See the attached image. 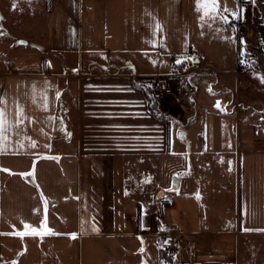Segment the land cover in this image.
I'll return each instance as SVG.
<instances>
[{
    "label": "crops",
    "instance_id": "1",
    "mask_svg": "<svg viewBox=\"0 0 264 264\" xmlns=\"http://www.w3.org/2000/svg\"><path fill=\"white\" fill-rule=\"evenodd\" d=\"M252 7L264 8V0H252ZM212 15L219 19L221 10ZM207 16L197 0H0V47L30 46L32 53L20 61L13 57L16 63L7 51L0 54V99L6 102L0 105L6 112V139L0 144V264H261L264 126L245 121L229 134L223 128L229 115L223 113L219 128H211L210 116L191 135L192 152L202 157L227 151L225 137L236 136L231 180L221 176L213 185L200 170L204 160L181 167L178 186L156 180L172 143L164 118L150 111L146 77L172 75L174 57H195L171 78L190 103L185 127H177L178 140L187 142L193 131L189 124L202 120L198 109H208L199 96L205 68L217 71L232 47L235 58L242 48L241 39L227 32L211 41L200 31ZM210 49L217 60L204 62ZM166 60L172 72L145 71ZM14 63L30 69L16 70ZM233 64L232 70L220 69L203 99L216 101L209 87L217 85L233 93L236 117L254 99L257 115L244 120H263L264 74L251 75ZM228 73L235 76L234 84ZM17 106L22 109L18 124ZM221 166L230 163L222 160ZM161 199L169 200L162 212ZM45 200L46 225L56 234L16 235L25 224L40 228L45 223ZM162 227L182 245L171 260L161 257Z\"/></svg>",
    "mask_w": 264,
    "mask_h": 264
},
{
    "label": "rangeland",
    "instance_id": "2",
    "mask_svg": "<svg viewBox=\"0 0 264 264\" xmlns=\"http://www.w3.org/2000/svg\"><path fill=\"white\" fill-rule=\"evenodd\" d=\"M219 2L221 6L218 7V9L219 11L221 10V16H219V19H216L214 18L212 14H209L206 19L207 21H205L204 23L202 21V27L200 28V31L201 29H204V31L208 32L211 35V41H213V39L217 37V34L220 31L222 32L224 31V32L229 33L231 39H233V36H235V40L239 42V35L237 31L233 33L232 28L233 27L240 28L242 31V35L245 36L244 39H246V46L245 44H242V48L238 52H242V49L246 51V55L250 59L249 61H250L251 68L249 70H243V69L241 70L240 68L239 71H242V72L249 71L251 75L255 73L256 74L258 73L257 75H260V76L263 75L264 74V8L254 9V7H252V0H242L241 4L243 8L241 12L239 13V3L237 2V0H233V2L229 0L228 3H221V0ZM235 13L240 14L239 19H235L233 17V14ZM223 17H227L231 21V23H228V26L225 25V21ZM241 18L248 20L249 22L248 26L243 25L241 23L242 22ZM216 20H218L219 22ZM27 32H28L27 30H23L21 34L26 35ZM201 35H202V32L200 34V38H201ZM242 38L243 37H241L240 39L242 40ZM256 41L259 42L257 47H255L258 43V42L256 43ZM28 47L30 46L23 47V46L16 45L10 48L2 46L0 47V54L1 53L5 54L7 51L10 57L12 58L16 57L15 59L20 61L22 60V57L27 58L32 55V53L29 52L30 50L28 49ZM203 52L206 53V48H204ZM250 54H251V57L249 56ZM213 55H216L215 49H210V51L207 53V57L204 54V57H205L204 62L210 61V60L212 61L217 60V58L213 59ZM226 57H227V60L226 62L223 63V67L221 66L219 67L216 65L215 68H217V71H212L210 69L205 68L206 81H205V85L202 86L203 88L202 91H199V96H200V99L203 100L202 102L204 103V105L208 107V109H206V111H204L203 109L201 110L198 109L197 113L200 115L198 119H202V120H198L196 121V123L192 121L189 124L190 130L191 131L193 130V131L190 132V136L186 138L187 142L184 141L185 140L184 138L182 139L180 138L181 140H178L177 127L178 128L185 127V123H183L182 119L184 117H187L186 114L191 113L190 103L184 97L180 89L178 88L177 81L171 79L172 77H176L175 73L179 71L180 66H182V64L179 66L176 65V67L174 68L175 73L172 75H169L170 78H167L166 80L170 84L174 85L176 90L185 99L177 100L173 95H168L167 97H165V99H162V100L158 99L156 96L155 86L152 85V82L158 77H152L154 79L151 81L147 79V81L149 82V91L147 95L149 96L148 100H149L150 111H152V113H154L156 117L160 116L161 118L162 117L164 118V122L166 124L165 128L168 131L166 137L167 139L170 138V147L172 143L171 150L168 153H166L164 157L162 158L164 163L163 162L160 163L161 167H159L158 169L159 175L158 177H156V180H158V182L165 181V182H168L170 185H172L174 177L178 179V176H181V177L184 176V174L182 175L180 173H177V171L181 167L188 168L187 164L190 165L191 163H197V162H200L201 160H204L205 163H207V165L205 167H201L200 170H204L207 172V179H209V181L213 185L219 184L220 182L219 179L221 176H223L224 179L228 178L231 180L232 174H233L231 162L232 160H234L233 149L235 148V145H236V136H233V135L235 134L236 127H238L240 123H243L245 121H250L251 123L254 122L258 124L259 127L264 126V119L260 120L257 116L253 117V119L251 120H244V118H246V116L248 115L250 116H252L253 114L257 115V112L255 110L257 105L253 106L255 105L254 99H251V102H250V105H252V107L248 111H245L242 109V112L241 114L238 115V117L235 116L236 110H237L236 108L237 104L235 103L233 104L234 99H233L232 92L226 93L225 91L220 90L219 86L212 85L211 87H209V90L215 91L214 93H216V95L218 96L217 100L214 101L213 98H209V97L208 98L206 97V99H203L204 98L203 94L204 95L206 94L205 87H207L211 81L215 83V81L219 77V73L221 72L220 69L232 70L234 68V64H233L234 61H237V67H239L238 57L235 58V46L232 47V50L230 52L226 53ZM15 59H14V62L16 63L17 61ZM29 65L30 64H21V65L15 64L14 66L12 65V68L16 70L18 69V70L24 71V70L30 69ZM172 70H173L172 62L170 60H166V62H163L160 67H147L145 71L147 73L156 74L157 72H160V73L172 72ZM199 70L201 72L203 69H199ZM228 76H230L231 78L229 79L228 82H231L234 84L235 76L232 73H228ZM153 99L158 100L157 106H154ZM243 101H247V99ZM223 113H227L229 115L227 117L224 116L226 118L223 119V128L224 129L226 128L227 131H229V134H233L228 137H225V139L230 140L229 142L230 144L228 146V148L229 147L230 148L227 151H223V152L213 151V152L205 153V157L200 156L201 153L196 154L192 152V149L190 147L191 145L189 143L190 141L188 142V140H190V138L194 139L191 135H193V133H196L195 129H199L201 126H203V124L205 123L204 121H206V124H207L210 116L214 117V119H211L209 121L210 122L209 125L211 126V128L212 126L214 128H219L221 125V118H222ZM203 114L204 115L207 114V116L205 117L203 116ZM197 140L199 141V139ZM197 143L198 142L195 143L194 141L193 144L195 145ZM193 150H195V148H193ZM222 160L224 162H229L230 166L222 167L221 166ZM168 203H169V200L167 199L160 200V203H159L160 206L164 204L162 211H164V208L165 206H167ZM161 229H162V232L160 233H162L161 234L162 236H159V239L160 237H162L163 240L161 241L160 251H162L166 255L165 260L166 259L171 260L172 258L168 256V254L163 250L164 244H166L169 241V239H172L171 234H170V231H167L165 227H162ZM262 241H264V238L262 239ZM261 259H262L261 264H264V257H262Z\"/></svg>",
    "mask_w": 264,
    "mask_h": 264
},
{
    "label": "snow or ice",
    "instance_id": "3",
    "mask_svg": "<svg viewBox=\"0 0 264 264\" xmlns=\"http://www.w3.org/2000/svg\"><path fill=\"white\" fill-rule=\"evenodd\" d=\"M197 7H198V9L203 10L204 15H209V14L218 12L217 0H197ZM233 17L235 19H239L240 14L235 13V14H233ZM223 19H224L225 23H231V21L227 17H223ZM155 29H156V32H160L162 30V25L159 22H156ZM232 31H233V33H235L237 31V29L235 27H233ZM225 39H227V37ZM233 39H235V36H233ZM19 43H25V42L20 41ZM240 43L245 44V46H246V42H244L243 40H241ZM154 46H156V45L154 44ZM242 55H246V51L243 49H242ZM186 60H192L193 62H195V57H189L186 55L183 56L182 58L178 57L175 60V63L177 65H181ZM260 79H261V82L264 83V77H260ZM60 95L61 94L59 92H57V98H59ZM43 99L45 100L44 106L47 107V96L43 95ZM5 103L6 102L3 99H0V105H4ZM5 116H6L5 108L0 106V144H3L5 142V139H6L3 135V133L5 132V123H6ZM20 116H22V109H20L19 106H17V117H18V119L16 121L17 124L19 123V117ZM181 135H183V134H181ZM45 158L55 159V157H45ZM229 170H231V169H229ZM4 171H8V170L5 169ZM22 175H29V174L26 173V174H22ZM172 190L173 189H169V191H172ZM125 194H127V193H125ZM41 198L44 199L42 194H41ZM199 198H200L199 194H197V199H199ZM44 208H45V223H43L40 228H35V227H32L31 225L25 224L24 225L25 231L17 232L16 235L20 236L21 238H23L24 236L31 235V236H38L41 239H43V237H45L47 235L56 234L52 231V229L48 228L46 225V219H47V201L46 200L44 203ZM93 220H94V218H93ZM82 227H83V223H82ZM93 231H96V232L99 231V229L95 226L94 223H93ZM70 236L72 239L77 238L76 233H72V234H70ZM141 252H143V249H141Z\"/></svg>",
    "mask_w": 264,
    "mask_h": 264
},
{
    "label": "built area",
    "instance_id": "4",
    "mask_svg": "<svg viewBox=\"0 0 264 264\" xmlns=\"http://www.w3.org/2000/svg\"><path fill=\"white\" fill-rule=\"evenodd\" d=\"M241 23L243 25L248 26L249 22L247 19L241 18ZM238 65L239 70H249L251 68L250 65V59L247 55H242V52H238ZM155 90H156V96L158 99L162 100L165 99L168 95H173L177 100L185 99L174 87V85L170 84L165 78L162 76H158V78L155 79ZM181 243L178 240H169L166 244L163 246V250L170 256L171 258H174L178 252L181 250ZM6 264V263H1Z\"/></svg>",
    "mask_w": 264,
    "mask_h": 264
},
{
    "label": "trees",
    "instance_id": "5",
    "mask_svg": "<svg viewBox=\"0 0 264 264\" xmlns=\"http://www.w3.org/2000/svg\"><path fill=\"white\" fill-rule=\"evenodd\" d=\"M237 32H238V35H239V38H241L242 37V31H241V29L240 28H237ZM240 44L241 43H239L238 44V47H240ZM250 57H251V54L249 55ZM174 59V61H173V64H174V68L176 67V63H175V60H176V58L174 57L173 58ZM179 66V65H178ZM163 78H165V79H167V78H170L169 77V75H163L162 76ZM147 79H149L150 81L151 80H153L154 78H152V77H146ZM155 80L152 82V85L153 86H155ZM153 104H154V106H157L158 105V100L157 99H153ZM163 206H164V204H162L161 206H160V210L162 211L163 209ZM160 253H161V257H163V258H165L166 257V255L162 252V251H160Z\"/></svg>",
    "mask_w": 264,
    "mask_h": 264
},
{
    "label": "water",
    "instance_id": "6",
    "mask_svg": "<svg viewBox=\"0 0 264 264\" xmlns=\"http://www.w3.org/2000/svg\"><path fill=\"white\" fill-rule=\"evenodd\" d=\"M173 184H174L175 186H178V179H177L176 177H174V179H173Z\"/></svg>",
    "mask_w": 264,
    "mask_h": 264
}]
</instances>
